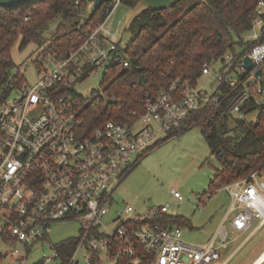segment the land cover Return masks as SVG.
<instances>
[{"label":"built area","instance_id":"obj_1","mask_svg":"<svg viewBox=\"0 0 264 264\" xmlns=\"http://www.w3.org/2000/svg\"><path fill=\"white\" fill-rule=\"evenodd\" d=\"M84 1L89 6L92 0ZM256 4L242 51L234 48L201 65V76L212 79L211 92L172 80L142 102L144 112L137 119L108 120L88 136L80 131L85 103L74 87L93 70L103 73L122 63L124 44L104 25L109 15L74 52L39 57L34 84L14 88L0 102V242L8 245L0 251V264H46L57 258L48 233L62 221L80 226L66 264H77L80 251L87 264L102 254L132 264H227L230 255L222 256L230 238L223 227L226 218L231 215L234 232L264 225V164L225 183L221 190L230 202L224 220L203 245L185 244L178 227H161L158 218L168 206L134 213L128 203L114 207L112 194L144 155L195 126H185L192 114L206 108L212 113L228 100L232 122H255L264 106V0ZM170 194L181 200L177 190ZM45 244L53 256L30 262L31 253Z\"/></svg>","mask_w":264,"mask_h":264},{"label":"trees","instance_id":"obj_2","mask_svg":"<svg viewBox=\"0 0 264 264\" xmlns=\"http://www.w3.org/2000/svg\"><path fill=\"white\" fill-rule=\"evenodd\" d=\"M138 1L121 0L119 4L131 9ZM257 1L205 0L202 4L182 0L167 10L143 11L124 29L132 36L124 44L122 63L102 73L99 92L94 91L91 100L83 105L80 131L88 136L108 120L131 123L144 112L142 102L147 97L155 98L172 80L195 87L204 61L243 45L241 36L251 27ZM86 7L84 0H34L23 7H0V102L24 82L23 76L11 73L14 62L10 51L15 43L20 49L29 43L40 47L41 29L61 15L62 22L46 40L39 57H64L74 52L114 5L105 3L87 24L81 25ZM79 100L84 103L80 96ZM227 102L212 113L206 108L192 114L185 124L190 127L195 123L210 155L219 164L220 169L210 181L212 191L248 176L264 164V106L259 108L255 122H232L226 114ZM158 219L161 227L185 223L183 218L167 214ZM77 243L76 238H68L53 245L61 264L68 262ZM91 264H100V257L93 256ZM113 264H132V260L117 259Z\"/></svg>","mask_w":264,"mask_h":264},{"label":"rangeland","instance_id":"obj_3","mask_svg":"<svg viewBox=\"0 0 264 264\" xmlns=\"http://www.w3.org/2000/svg\"><path fill=\"white\" fill-rule=\"evenodd\" d=\"M88 7H86L87 10ZM128 12L129 8L125 5L117 4L104 23L105 28L114 35L115 41H120L121 44L127 43L132 36L130 31H124V21ZM60 22H62L61 15H56L44 25L41 29L43 44L40 47L29 43L20 49L18 42L12 47L10 57L14 67L11 73L23 76L22 85L34 84L37 80L35 64H41L42 61L39 59V51L46 44V40L56 32ZM118 22H121L120 26ZM249 36L250 33L246 32L241 37L247 42ZM242 47L237 45L235 51L241 52ZM102 76V71L93 70L82 83L75 85L74 89L82 96L84 103L91 100L94 91L99 88ZM211 84V77L205 75L197 80L195 87L211 92ZM219 169V164L210 155L199 128L193 126L186 132L158 145L142 157L113 192L114 207L122 208L123 204L128 203L133 207L134 213L144 214L150 207L168 206L169 217L185 220V223L173 225L180 229L182 241L193 246L203 245L216 232L219 222L224 220L225 211L230 202L227 193L221 190L224 186L215 191L210 189V181ZM172 189L179 192L181 200L173 198L170 194ZM231 219L229 215L223 224L228 231H230ZM79 227L76 221L54 223L50 227L48 239L52 245H56L65 239L75 238ZM258 232L255 238L246 242L227 264H249L259 255L260 249L264 247V243L261 246L259 243L264 239V227ZM238 242L237 240L234 244ZM258 243L259 245H256ZM48 246L45 244L37 247L31 253L30 262L53 256V251ZM7 247L8 245L0 242V251ZM227 253L223 254V257ZM77 254V264H87L85 254L82 251ZM46 264H59V261L57 258H52ZM100 264H113V262L107 258L106 254H102Z\"/></svg>","mask_w":264,"mask_h":264},{"label":"water","instance_id":"obj_4","mask_svg":"<svg viewBox=\"0 0 264 264\" xmlns=\"http://www.w3.org/2000/svg\"><path fill=\"white\" fill-rule=\"evenodd\" d=\"M34 0H0V7L4 8H17V7H23V5L28 4L30 2H33ZM182 0H139L137 4L129 9V12L125 18L124 21V29H127L130 26V23L138 17L139 14H141L143 11L147 9L151 10H167L173 5L181 2ZM196 3H204L205 0H194ZM105 3H111L113 5L116 4V0H92L88 10L84 16V20L81 23L87 24L91 17L99 10V8L104 5ZM245 66L249 69L251 67L250 60L246 57L244 59ZM256 76L260 77V70L256 72ZM98 92L99 90L96 89Z\"/></svg>","mask_w":264,"mask_h":264},{"label":"crops","instance_id":"obj_5","mask_svg":"<svg viewBox=\"0 0 264 264\" xmlns=\"http://www.w3.org/2000/svg\"><path fill=\"white\" fill-rule=\"evenodd\" d=\"M90 5V4H89ZM223 221V220H222ZM222 221H220L219 222V225L222 223ZM218 225V226H219ZM262 227H264V225H262L261 227H259L257 230H252V228H250V229H248V230H246V231H243L242 233H240V232H234V231H231V229H230V231H228V233H229V242H228V245L226 246V249H224V251H222V256H223V254L225 255V253H227V251H229L228 253H227V255H230V258H229V260L228 261H230V259L237 253V251L240 249V248H243V246H244V244L246 243V242H249V241H251L253 238H255V236L259 233L258 231H259V229H261ZM214 235V234H213ZM212 235V236H213ZM239 241L237 244H234L235 243V241ZM264 239L263 240H261V241H259V243H260V246H261V244H263L264 242ZM259 243L258 244H256V245H259ZM259 246V247H260ZM264 250V247H262L261 249H260V252H259V255L261 254V252ZM227 255L225 256V257H227ZM257 256L253 261H251L249 264H257V262L259 261V260H262L263 258H264V253L263 254H261L260 256Z\"/></svg>","mask_w":264,"mask_h":264},{"label":"bare ground","instance_id":"obj_6","mask_svg":"<svg viewBox=\"0 0 264 264\" xmlns=\"http://www.w3.org/2000/svg\"><path fill=\"white\" fill-rule=\"evenodd\" d=\"M263 253H264V250L261 252V254H263ZM261 254H260V255H261ZM260 255H259V256H260ZM263 262H264V258H263L262 260H259V261L257 262V264H262Z\"/></svg>","mask_w":264,"mask_h":264}]
</instances>
